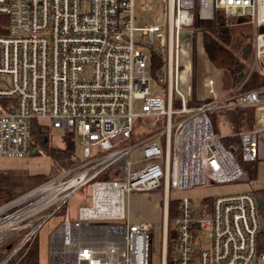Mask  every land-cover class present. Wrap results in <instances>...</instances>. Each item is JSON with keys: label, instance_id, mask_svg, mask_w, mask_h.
Segmentation results:
<instances>
[{"label": "built area", "instance_id": "2783aa9c", "mask_svg": "<svg viewBox=\"0 0 264 264\" xmlns=\"http://www.w3.org/2000/svg\"><path fill=\"white\" fill-rule=\"evenodd\" d=\"M162 3L164 23L139 26L136 10L153 9L154 0H0V155L30 153L36 126L74 132L81 149L72 165L0 202V264H15L57 213L47 264H151V220L132 215L128 202L132 192L159 189L160 264H264V209L253 190L216 195L201 207L187 196L170 198L171 190L246 178L213 130L214 109L249 106L258 113V125L238 136L242 161L259 159L264 84L190 106V85L186 94L178 87L185 79L179 42L192 36L195 18L251 24L247 72L256 68L264 77V0ZM144 37L164 49V92L149 87V54L137 47ZM213 84L205 82L211 94ZM142 117L154 126L136 139ZM138 149L141 158L132 160ZM84 186L89 203L71 217L68 201ZM172 200L177 212L169 225Z\"/></svg>", "mask_w": 264, "mask_h": 264}, {"label": "rangeland", "instance_id": "374dc122", "mask_svg": "<svg viewBox=\"0 0 264 264\" xmlns=\"http://www.w3.org/2000/svg\"><path fill=\"white\" fill-rule=\"evenodd\" d=\"M155 5L153 9L147 10V11H139L136 10L138 15V22L136 25H143L144 23H152V24H158L162 25L164 23V8L162 0H154ZM212 21V20H211ZM213 22V21H212ZM252 25L251 24H242L238 26H233L229 28V36L230 41L229 42H223L226 46L230 47L235 55L242 59V49L244 46L249 43V38L252 41ZM140 39L138 36V33L136 34V40ZM140 44L137 45L138 48H140L144 53L149 54L150 49L152 48V45L150 44V41L147 39V37H144L140 40ZM250 44V43H249ZM181 51L179 54L180 59V65L182 67V71L185 72L184 76L180 78L178 87L179 89L186 94L188 85L192 88L193 91H195L196 97L201 98L202 96H215L221 97V94L225 92L221 87L222 77H223V71L214 65L211 64V62L208 60V58L205 56L203 49H202V36L201 32L199 30H195L192 36L181 38L179 42ZM157 46V42L153 44V47L155 48ZM251 45H249L250 47ZM252 54V51H251ZM246 62H249V67L252 61L248 57V59L245 60ZM189 64L194 68L193 72L195 74L194 78H192L190 71L188 70ZM245 77L242 79V85H239V91H244L248 89H253L261 84H264L263 76H261L260 80L257 82V85L255 86H248L247 82L251 75H248L247 70L241 71ZM190 73V77L188 74ZM211 78L212 80H216V85L214 88V93L211 94L208 92V90L204 87L203 82L207 79ZM228 79V78H227ZM231 82V80H229ZM149 87L151 90H153L155 93H159L160 91H165V84H160L158 82V77H155L151 74L150 80H149ZM208 87V86H206ZM141 100L136 99L133 103V109L134 111H140L141 109ZM222 113L218 111L214 114L217 119L219 118L218 114ZM229 120L228 115H224ZM223 126L220 128V132L218 133L219 136H223L225 134V131L228 130L229 126L226 124V122H222ZM160 122L158 123V125ZM135 133L134 137L136 139H139L141 137L146 136L150 131V129L154 126L151 125V121L148 117H142L140 119H136L135 121ZM160 126V125H159ZM47 131V141L43 142V136L42 138L39 137L38 134L35 136L41 139V141L38 142V150H36L34 153L30 152L24 157H9L0 155V171L1 170H12L20 172L23 176L28 177L25 180V188L26 190L40 182L48 176L56 174L59 170L63 169L64 167L71 165L74 160L71 158V162L68 163V153H64L63 155H60L58 159H60L63 163L55 161L52 157L51 149L52 147H63L65 146V135L66 130L63 128H53L48 127L45 128ZM226 129V130H225ZM70 131V130H68ZM46 133V132H45ZM42 133L41 134H45ZM239 133V132H238ZM238 135V134H237ZM45 136V135H44ZM236 136L232 135L229 137H223V139H228ZM46 137V136H45ZM237 137V136H236ZM239 137V136H238ZM264 137V134L262 135ZM75 150L74 154L76 157L81 156V149L79 145V137L75 136ZM232 144L235 145L234 142ZM48 150L50 153H48ZM238 152V149L236 150ZM141 151L138 149L131 153V159L133 160L136 158H141ZM241 165H244L250 162H244L240 161ZM245 169V167H244ZM246 171V169H245ZM259 188H264V170L261 172H258L254 176H248V173L246 171V178L244 180H235L230 182H224V183H207V184H201L196 185L191 188L186 189H176L170 191V198L172 199H178L182 198L184 196L190 197L193 199V201L200 205L202 203H209V199L216 195H223V194H233V193H240L245 191H252ZM162 190L159 189L158 191H145V192H132L130 193V200L128 202V206L130 208V212L132 215H139L143 216V218L147 220H151V233H152V242H151V258L150 263L151 264H160V257H161V248H160V238H161V195ZM18 193V192H16ZM89 195H90V188L89 186H84L81 189H78L76 192L72 194L68 201V209L69 214L71 217H74L76 215L77 209L79 206L88 204L89 203ZM10 198V197H8ZM4 200V199H2ZM0 200V202L2 201ZM62 216L60 213H57L50 217L39 229L36 240H34L27 250H25V253L20 256L15 264H27L26 262L29 259L30 255V249L36 245L37 248V255L38 260L36 264H47L48 262V236L50 232L55 228V226L60 222ZM135 218V217H134ZM37 243H36V242ZM27 258V261H26Z\"/></svg>", "mask_w": 264, "mask_h": 264}, {"label": "trees", "instance_id": "16d2710c", "mask_svg": "<svg viewBox=\"0 0 264 264\" xmlns=\"http://www.w3.org/2000/svg\"><path fill=\"white\" fill-rule=\"evenodd\" d=\"M192 27L194 30H199L201 32L202 36V49L205 54V56L209 59V61L217 68H221L229 73L230 76H232L233 81L237 78L239 72L249 68V62H246L245 60L250 57L251 59V46L248 48L247 52L243 56L242 59H239L234 51L223 44V42H229L230 36H229V28L227 26H215L211 20H200L195 18L192 24ZM249 43L251 44V40L249 38ZM164 49L160 47V45L157 43V46L154 48L152 45V48L150 49L149 53V72L150 74L154 75L155 77H160L163 74V66L165 64L164 61ZM253 73L251 77L249 78L247 85L248 86H255L257 82L261 79V75L258 74L259 72L257 70L252 71ZM264 81V79H263ZM236 85V83H234ZM194 104H201L200 103H192L188 100V105L193 106ZM173 106H179L178 99L174 98ZM217 113L216 111L209 112V117L212 122V127L214 132L217 133L216 128V117L214 114ZM223 115H228L229 120L227 117L225 119L231 124L233 132L238 133L240 131L246 130L250 128V122L251 119L254 117V109L249 106H236L233 108L226 109L222 111ZM36 124V123H35ZM33 135L36 134L39 135L40 138H42L43 135L47 137V131L44 127L36 126L34 130H32ZM45 133V134H41ZM65 135V146L63 147H52L51 153L48 150V153L52 155L55 161L63 163L58 157L60 155H63L64 153H68L65 155H68L67 162H76L78 157L75 156L74 150H75V134L72 131H66ZM37 136V135H36ZM35 136V137H36ZM237 136V137H236ZM228 139H221L223 145L229 149H232L233 154L235 158L240 162L242 161L240 157V139L238 135ZM232 142L235 143L232 144ZM238 149V152L236 150ZM71 164V165H72ZM241 164V163H240ZM70 166V165H68ZM66 166V167H68ZM243 167V165H242ZM248 176H254L256 172V161L246 163L244 165ZM243 167V168H244ZM65 168V167H64ZM244 169V170H245ZM49 177V176H48ZM46 177V178H48ZM28 177L23 176L20 172L12 171V170H1L0 171V200L8 199V197H13L17 195L18 193L22 192L25 188V180ZM44 178V179H46ZM43 179V180H44ZM42 180V181H43ZM18 192V193H16ZM254 193L258 195V197L262 200V207L264 209V189H256L254 190ZM2 200V201H4ZM1 201V202H2ZM170 210H169V221L168 224L170 225L171 220L176 216V207H177V201L172 200L170 201ZM170 237L168 239V251H167V261L170 259L171 256V250H172V236L170 231ZM36 240V239H35ZM36 242V241H35ZM37 243V242H36ZM30 255L29 259L26 263L27 264H36L38 260L37 255V248L36 245L30 249Z\"/></svg>", "mask_w": 264, "mask_h": 264}, {"label": "crops", "instance_id": "0c3cea01", "mask_svg": "<svg viewBox=\"0 0 264 264\" xmlns=\"http://www.w3.org/2000/svg\"><path fill=\"white\" fill-rule=\"evenodd\" d=\"M247 52V51H246ZM243 54H242V58H243ZM209 60V59H208ZM212 64V63H211ZM213 65V64H212ZM251 65V64H250ZM188 68V70L190 71V73H191V76H192V78H194V76H195V74H194V72H193V70H194V68H192V66L189 64V66L187 67ZM250 68V67H249ZM249 68L247 67V71L249 70ZM219 69H221V68H219ZM222 71H223V77H222V82H221V87H222V89L225 91L226 89V91L225 92H223L222 94H221V96H224L225 94H227V93H229L233 88H236L237 86H239V85H242V79L245 77V75H242L241 76V78L239 79V81L237 80V78H238V76H237V78L233 81V78H232V76H230L229 75V73L228 72H226L225 70H223V69H221ZM254 70H257L256 68L254 69ZM253 70V71H254ZM195 71V70H194ZM258 71V70H257ZM259 72V71H258ZM190 73L188 74V76L190 77ZM240 73V72H239ZM184 74H185V72H183V76H184ZM258 74H260L261 75V73L259 72ZM239 75V74H238ZM262 76V75H261ZM228 78V79H227ZM264 78V77H263ZM209 79H211V78H209ZM208 80V79H207ZM207 80H205L204 82H203V85H204V87L208 90V87H206V85H205V82L207 81ZM229 80H231V82L229 81ZM213 82H214V88H215V85H216V80L214 81L213 80ZM234 83H236V85H234ZM257 85V84H256ZM189 86V85H188ZM213 88V89H214ZM208 92H209V90H208ZM215 96H216V94H214ZM189 98H188V100L189 101H191L192 103H202V102H204V101H206V100H208L210 97H213V95L212 96H210V95H207V96H202L201 98H197L196 97V94H195V91H193L192 90V88H191V93H190V95L188 96ZM195 105H197V104H194L193 106H195ZM230 108H233V107H230ZM226 109H229V107L227 108V107H223V108H218V109H214V110H212V111H216V112H218V111H220V112H222V111H224V110H226ZM218 116H219V118L217 119V122H216V128H217V133H219L220 132V128L223 126V123L222 122H226V124L229 126V128H228V130H226L225 131V134H223V136H221V139H222V137H229V136H232V135H235V134H238V133H235V132H233V129H232V126H231V124L225 119V116L223 115V113H219L218 114ZM258 121H257V119H255V113H254V117L251 119V122H250V128H253L255 125H258ZM249 129V128H248ZM264 134V129L261 131V134H260V149H261V154H260V156H259V159L256 161V172H255V175L258 173V172H261V171H263L264 170V137H262V135ZM259 189H264V188H259ZM254 191V190H253ZM139 216V215H138ZM139 217H143V216H139Z\"/></svg>", "mask_w": 264, "mask_h": 264}, {"label": "water", "instance_id": "95a60500", "mask_svg": "<svg viewBox=\"0 0 264 264\" xmlns=\"http://www.w3.org/2000/svg\"><path fill=\"white\" fill-rule=\"evenodd\" d=\"M243 21V18L242 17H239L238 18V22H242ZM259 31H261V32H264V25H262V26H260L259 27ZM190 35L189 34H186V37H189ZM249 43H247L245 46H244V48L242 49V54L243 55H245V53H246V51L248 50V48H249ZM243 75V73L242 72H240L239 73V75H238V78H237V80L239 81V79L241 78V76ZM255 115L257 116L258 115V113H255ZM36 138L33 140V147H32V149H31V152L32 153H34L36 150H38V147H37V145H36ZM47 141V137H45V136H43V142H46ZM257 204H258V206H261V204H262V200L260 199V198H257Z\"/></svg>", "mask_w": 264, "mask_h": 264}, {"label": "flooded vegetation", "instance_id": "af4514ba", "mask_svg": "<svg viewBox=\"0 0 264 264\" xmlns=\"http://www.w3.org/2000/svg\"><path fill=\"white\" fill-rule=\"evenodd\" d=\"M34 138H36V140H37V141H36V145H38V142L41 141V139H39L38 137H34ZM42 141H43V140H42Z\"/></svg>", "mask_w": 264, "mask_h": 264}]
</instances>
